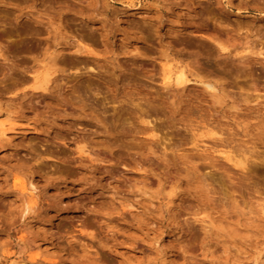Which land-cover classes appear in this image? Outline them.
<instances>
[{
  "label": "rangeland",
  "instance_id": "rangeland-1",
  "mask_svg": "<svg viewBox=\"0 0 264 264\" xmlns=\"http://www.w3.org/2000/svg\"><path fill=\"white\" fill-rule=\"evenodd\" d=\"M0 123V264H264V0H0Z\"/></svg>",
  "mask_w": 264,
  "mask_h": 264
},
{
  "label": "bare ground",
  "instance_id": "bare-ground-1",
  "mask_svg": "<svg viewBox=\"0 0 264 264\" xmlns=\"http://www.w3.org/2000/svg\"><path fill=\"white\" fill-rule=\"evenodd\" d=\"M181 71V70H180ZM179 74L177 75V82L181 83L183 82L184 79V73L183 72H178ZM172 74V73H171ZM170 75L167 77L168 79H170ZM166 79V77H165ZM47 81V79H44L41 81V84L39 86H43V84ZM209 86V85H208ZM213 88V87H212ZM3 125L2 123H0V126ZM3 135L5 134L4 130L2 129V131H0Z\"/></svg>",
  "mask_w": 264,
  "mask_h": 264
}]
</instances>
